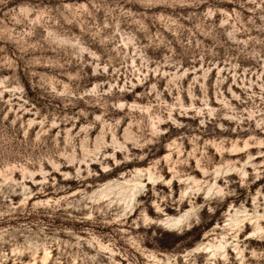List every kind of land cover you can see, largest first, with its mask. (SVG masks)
Masks as SVG:
<instances>
[{"label":"rangeland","instance_id":"obj_1","mask_svg":"<svg viewBox=\"0 0 264 264\" xmlns=\"http://www.w3.org/2000/svg\"><path fill=\"white\" fill-rule=\"evenodd\" d=\"M263 214L264 0H0V264H264Z\"/></svg>","mask_w":264,"mask_h":264},{"label":"bare ground","instance_id":"obj_2","mask_svg":"<svg viewBox=\"0 0 264 264\" xmlns=\"http://www.w3.org/2000/svg\"><path fill=\"white\" fill-rule=\"evenodd\" d=\"M228 170H229V169H228ZM228 170H227V171H228ZM216 173H217V172H216ZM150 175H151V174H150ZM150 175H149V176H150ZM137 179H138V178H137ZM138 180H139V179H138ZM134 181H135V179H134ZM128 182H129V181H128ZM141 183H142V182H141ZM136 186H137V185H136ZM142 186H143V185H142ZM133 187H134V186H133ZM139 187H140V186H139ZM214 187H215V186H214ZM136 188H137V187H136ZM209 188H210V187H209ZM211 188H213L212 185H211ZM210 191H211V190H210ZM135 192H136V191H135ZM123 193H125V192H123ZM129 193H130V192H129ZM130 194H131V193H130ZM127 195H128V194H127ZM135 195H136V194H135ZM129 196H130V195H129ZM128 201H129V200H128ZM236 210H237V209H236ZM238 212H239V210H238ZM186 213H187V212H186ZM235 213H236V215L238 214L237 212H234V214H235ZM188 214H189V212H188ZM190 215H191V212H190ZM190 215H189V216H190ZM258 215H259V214H258ZM263 215H264V214H263ZM237 216H238V215H237ZM185 217H186V216H185ZM232 217H233V216H232ZM235 217H236V216H235ZM183 218H184V216H182V215H181V216H176V217H171V216H169V218L167 219V222L171 223L172 226H173V224H177V223L181 222V221L183 220ZM248 218H250V217H248ZM188 219H189V218H188ZM234 219H235V218H234ZM231 220H232V218L230 219V221H231ZM182 222H184V221H182ZM231 222H232V221H231ZM164 224H165V222H164ZM171 224H170V225H171ZM237 224H239V223H237ZM179 225H180V224H179ZM256 227H257V229H258V224H257ZM260 228H261V227H260ZM259 230H262V229H259ZM256 231H257V230H256ZM258 232H259V231H258ZM224 240H225V239H224ZM224 240H223V241H224ZM219 242H220V241H219ZM225 242H227V241H225ZM210 244H211V243H210ZM210 244H208V245H210ZM223 244L225 245V243H223ZM226 244H227V243H226ZM204 245H205V244H204ZM204 245H203V246H204ZM212 245H214V244H212ZM212 245H211V246H212ZM215 245L218 246L219 244H218V245L215 244ZM201 246H202V245H201ZM206 246H207V244H206ZM220 246H222V248H223V245H220ZM208 248H209L210 250H211V249L213 250L214 247L211 248L210 246H208ZM208 248H207V249H208ZM225 248H226V247H225ZM225 248H223V249H225ZM200 249H202V248H200ZM214 249H215V248H214ZM226 249H227V248H226ZM218 250H219V248H218ZM218 250H217V251H218ZM219 251H220V250H219ZM225 251H227V250H225ZM225 251H224V252H225ZM213 253H214V251H213Z\"/></svg>","mask_w":264,"mask_h":264}]
</instances>
